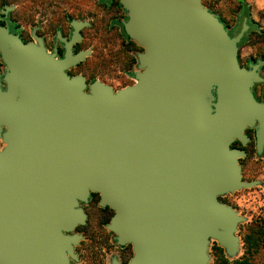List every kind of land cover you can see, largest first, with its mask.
<instances>
[{"label": "water", "instance_id": "obj_1", "mask_svg": "<svg viewBox=\"0 0 264 264\" xmlns=\"http://www.w3.org/2000/svg\"><path fill=\"white\" fill-rule=\"evenodd\" d=\"M142 51L118 91L65 73L69 64L0 26V264H70L91 193L131 245L126 264H209L211 240L240 253L247 218L219 199L260 186L240 160L264 150L263 83L238 63L248 26L230 37L203 0H117ZM4 128V130H3ZM112 264H120L113 260Z\"/></svg>", "mask_w": 264, "mask_h": 264}, {"label": "flooded vegetation", "instance_id": "obj_2", "mask_svg": "<svg viewBox=\"0 0 264 264\" xmlns=\"http://www.w3.org/2000/svg\"><path fill=\"white\" fill-rule=\"evenodd\" d=\"M35 5L36 8L26 11L16 3L0 0V26L17 36L23 44H41L58 61H66L68 57L82 53L84 58L67 65L65 73L70 78L82 77L87 85L86 92L95 82L114 91L133 85L138 71L137 55L142 49L127 36L124 28L128 21L127 13L117 0H36ZM220 22L231 38L241 31L243 23L248 24L246 39L239 46L237 60L240 67L247 70L259 67L257 73L263 83L255 84L252 92L257 102H263L264 58L260 55H240L242 46L249 42L253 33L252 22L244 18L240 22L239 16L233 27L221 19ZM5 69L0 56L2 91L5 90L2 81ZM244 134L249 139L247 144L243 146L235 141L231 148L245 151L246 158L251 154L258 158L254 131L246 129ZM261 158H264V150ZM245 159L239 161L242 179ZM80 208L86 220L70 234L81 236L74 247L76 260L71 259L70 264H112L114 259L126 264L132 257L131 245H118L115 234L107 229L114 212L100 205L97 193H91L86 203H80Z\"/></svg>", "mask_w": 264, "mask_h": 264}, {"label": "rangeland", "instance_id": "obj_3", "mask_svg": "<svg viewBox=\"0 0 264 264\" xmlns=\"http://www.w3.org/2000/svg\"><path fill=\"white\" fill-rule=\"evenodd\" d=\"M7 1L16 3L26 11L36 8V0ZM203 4L229 27L235 25L237 16H239L240 22L243 18L251 21L253 33L249 42L242 46L240 55L242 57L264 55V0H203ZM261 157L256 158L251 154L243 162L244 181H260L261 185L252 189L240 190L219 199L234 208L240 216L247 218L246 223L238 225V232L236 233V236L241 239L240 253L237 257L230 259L224 250L220 254L221 247L216 241L214 243L210 241L207 252L210 256L209 264H220L222 261L232 264L240 259L243 256L242 230L254 221L264 220V158ZM253 261L252 264H264V248L258 251Z\"/></svg>", "mask_w": 264, "mask_h": 264}, {"label": "trees", "instance_id": "obj_4", "mask_svg": "<svg viewBox=\"0 0 264 264\" xmlns=\"http://www.w3.org/2000/svg\"><path fill=\"white\" fill-rule=\"evenodd\" d=\"M242 3V1H239ZM245 8H247L244 5ZM208 8V7H207ZM213 13L210 8H208ZM214 14V13H213ZM220 21V18H219ZM248 26V24H246ZM258 35V33H256ZM264 58V55H261ZM221 201V200H220ZM243 256L232 264H252L255 255L264 248V220L254 221L250 226L242 230ZM220 254L222 249L219 250ZM220 264H228L222 261Z\"/></svg>", "mask_w": 264, "mask_h": 264}]
</instances>
